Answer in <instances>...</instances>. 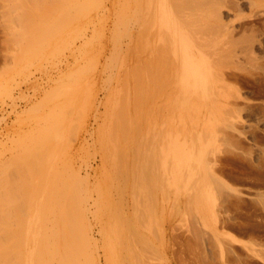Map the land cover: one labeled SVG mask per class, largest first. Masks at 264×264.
<instances>
[{"label":"rangeland","instance_id":"rangeland-1","mask_svg":"<svg viewBox=\"0 0 264 264\" xmlns=\"http://www.w3.org/2000/svg\"><path fill=\"white\" fill-rule=\"evenodd\" d=\"M175 1L0 0V264H264V0Z\"/></svg>","mask_w":264,"mask_h":264},{"label":"bare ground","instance_id":"bare-ground-1","mask_svg":"<svg viewBox=\"0 0 264 264\" xmlns=\"http://www.w3.org/2000/svg\"><path fill=\"white\" fill-rule=\"evenodd\" d=\"M171 1H172V0H171ZM177 1H178V0H176V1H175L176 3H174V4H173V2H172V4H171V2H170V3H168V5H169L170 8H173V10L176 11V12L179 11V9H180L181 11H179V12L182 13V12L187 8V6L184 7V4H181L179 1H178V2H177ZM198 1H199L200 5H202V4L204 5L205 2L208 4V0H205V1H204V0H198ZM198 1H197V3H198ZM221 1H222V0H221ZM221 1H220V3H222ZM199 3H198V5H197V4H195L194 1H193V4H194V5L199 6ZM201 3H202V4H201ZM206 3H205V5H206ZM209 3H210V4L212 3L213 5H214V4H217V3L219 4V0H215V1L212 0V2H211V0H210ZM157 4H158V2H157ZM193 4L191 5V2H190V6L193 7ZM212 4H211V5H212ZM174 5H175L178 9H177V8L174 9V7H175ZM203 5H202V6H203ZM208 5H209V4H208ZM79 6H80V4H79ZM155 6H156V5H155ZM155 6H154V7H155ZM190 6H189V4H188V7H189V8H190ZM219 6H220V5H219ZM219 6H218V7H219ZM158 7H159V6H158ZM160 7H164V8H165V7H167V5L165 6V4H161ZM195 7H196V6H195ZM209 7H210V6H209ZM213 7H214V6H213ZM215 7L217 8L216 5H215ZM155 8H156V7H155ZM155 8H154V11L152 10L154 13L156 12V11H155V10H156ZM189 8H188V10H189ZM199 8H201V7H199ZM160 9H161V8H160ZM190 9H191V8H190ZM217 9H218V8H217ZM191 10H192V9H191ZM208 10H209V9H208ZM214 10H215V9H214ZM159 11H160V10H159ZM211 11H212V10H211ZM153 12H152V16L150 15L151 18H148L149 20L146 18V19L148 20V22H150V24H151V22H152V25H154V23L157 22V20L160 19L159 17L162 15V13H161V15L159 14L160 16L158 17V16H157V13L154 14ZM164 12H165V11H164ZM184 12H185V11H184ZM177 13H178V12H177ZM149 14H150V13H149ZM179 14H180V13H179ZM180 15H182V14H180ZM165 16H166V14L163 15L162 17L164 18ZM178 16H179V15H178ZM182 16H183V15H182ZM185 16H186V15H185ZM187 16H188V15H187ZM202 17H203V16H202ZM199 18H200L201 21H203V20L201 19V17H199ZM203 18H204V17H203ZM146 19H145V20H146ZM147 20H146V21H147ZM187 20H188V19H187ZM206 20H207V17H206ZM140 21H142V19H141ZM146 21H145V22H146ZM145 22H144V23H145ZM148 22H147V23H148ZM196 22H198V21H196ZM145 24H146V23H145ZM145 24H144V25H145ZM150 24H149V25H150ZM207 24H208V23H207ZM211 25H212V24H211ZM213 25H214V24H213ZM150 26H151V25H150ZM141 27L145 28V27L142 26V25H141ZM213 27H214V26H213ZM151 28H152V27H151ZM167 28H169V27H167ZM147 30H148V29H147ZM165 30L167 31V30H169V29H166V28H160V29H159V32H160V33H165V32H166ZM170 30H171V28H170ZM214 30H217V29L214 28ZM167 32H168V31H167ZM147 39H148V38H147ZM148 41H150V38H149V40H147V42H148ZM147 42H145V43H147ZM138 43L140 44L141 42H138ZM138 43H137V44H138ZM142 43H143V42H142ZM139 44H138V45H139ZM147 44H148V43H147ZM144 45H145V46H144ZM144 45H143V47H147V46H148V45L146 46V44H144ZM139 47H140V46H139ZM142 49H143V48H142ZM147 50H148V49H147ZM157 53H158V52H157ZM180 54H181L182 56L184 55V53H183V54L180 53ZM158 57H159V56H158ZM183 58L186 59V56L184 55ZM154 59H155V58H154ZM160 59H161V57H160ZM157 60L160 61L158 58H157ZM163 60H164V59H162V63H163ZM146 62H147V61H146ZM154 62H155V61H154ZM154 62H153V63H154ZM165 62H166V61H165ZM215 62H216V61H215ZM150 63H151V62H150ZM159 63H160V62H159ZM147 64H148V62H147ZM147 64H144V66L147 65ZM185 64H186V63H185ZM142 65H143V64H142ZM148 65H149V64H148ZM157 65H158V64H157ZM154 66L156 67L155 64H154ZM154 66H153V67H154ZM140 67H141V66H140ZM145 67H146V66H145ZM145 67H144V68H145ZM147 67H148V66H147ZM147 67H146V68H147ZM146 68H145V72L147 71ZM150 68H151V67L149 66V69H150ZM142 72H143V71H142ZM150 75H151V74H150ZM113 132H114V130H113ZM73 217H74V216H73ZM69 218H70V217H68V219H69ZM74 218H75V217H74ZM72 220L75 221L74 219H72ZM74 223H75V222H74ZM66 224H67V223H66ZM68 225H69V224H68ZM68 225H66V226H68ZM74 225H75V224H74ZM72 226H73V224H71V227H72ZM75 226H76V225H75ZM69 227H70V225H69ZM71 227H70V228H71ZM53 228H54V226H53ZM73 228H74V227H73ZM55 229H56V227L54 228V230H55ZM66 229H67V228H66ZM71 229H72V228H71ZM54 230L52 229V231H54ZM56 230L58 231V229H56ZM62 230L68 232V231H67L68 229L65 230L64 228H62ZM59 231H60V230H59ZM72 232H73V231H72ZM70 237H71V236H70ZM66 240H68V239L62 240V245L65 244L64 241H66ZM68 241H69V240H68ZM70 241H72V240H70ZM63 242H64V244H63ZM69 243H70V242H69ZM67 244H68V243H67V241H66V246H67ZM68 245H70V244H68ZM71 245H73V242L71 243ZM1 253H2V251H0V255H1Z\"/></svg>","mask_w":264,"mask_h":264}]
</instances>
